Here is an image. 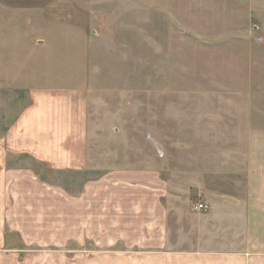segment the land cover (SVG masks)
<instances>
[{"label":"rangeland","instance_id":"1","mask_svg":"<svg viewBox=\"0 0 264 264\" xmlns=\"http://www.w3.org/2000/svg\"><path fill=\"white\" fill-rule=\"evenodd\" d=\"M102 1L12 0L14 16L28 8L30 32L42 28L31 20L44 19L47 51H77L78 58L61 57V65L88 61L80 56L89 50L98 56L104 106L96 108L90 139L92 169L57 171L23 158L0 170V264H123L119 259L147 255L111 247L116 234L104 226V176L148 172L123 167L157 161L161 179L189 182L199 201L197 189L212 182V158L187 153V147L210 148L214 124L211 115L200 116L196 103L244 97L238 89L246 81L248 52L264 51V0H172L167 10L155 4L165 0ZM252 59L261 64L260 57ZM111 155H119L112 165L121 169L106 167ZM200 158L206 160L197 170Z\"/></svg>","mask_w":264,"mask_h":264},{"label":"crops","instance_id":"2","mask_svg":"<svg viewBox=\"0 0 264 264\" xmlns=\"http://www.w3.org/2000/svg\"><path fill=\"white\" fill-rule=\"evenodd\" d=\"M171 1L155 4L167 10ZM20 11L14 16L12 0H0V170L13 169L10 164L23 158L57 171L92 169L90 139L97 131L96 108L104 106V66L100 69L98 56L96 61L90 50L80 56L88 61L61 65V57L78 58L77 51H47L44 19L31 20L42 28L30 32L29 10ZM248 55L246 81L238 89L244 97L196 103L200 116L211 115L214 124L207 135L213 138L210 148L187 147V153L212 158V182L197 189L199 201L191 195L189 182L177 185L172 178L161 179L157 161L146 168L135 161L123 167L148 172L104 176V226L116 234L111 247L150 251L119 259L123 264H264V51L253 55L250 50ZM253 56L260 57L259 67ZM93 62L101 73L93 70ZM166 106L167 119L172 104ZM113 158L106 167L118 168L112 163L120 162L119 155ZM201 159L197 170L204 168L206 159ZM198 204L209 209L195 211Z\"/></svg>","mask_w":264,"mask_h":264},{"label":"built area","instance_id":"3","mask_svg":"<svg viewBox=\"0 0 264 264\" xmlns=\"http://www.w3.org/2000/svg\"><path fill=\"white\" fill-rule=\"evenodd\" d=\"M195 211H206L209 209L207 205L198 204L194 207Z\"/></svg>","mask_w":264,"mask_h":264}]
</instances>
